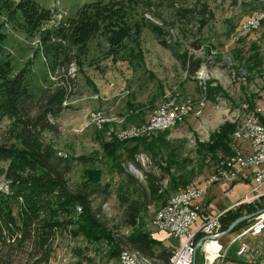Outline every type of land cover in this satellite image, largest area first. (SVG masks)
<instances>
[{"label":"rangeland","instance_id":"374dc122","mask_svg":"<svg viewBox=\"0 0 264 264\" xmlns=\"http://www.w3.org/2000/svg\"><path fill=\"white\" fill-rule=\"evenodd\" d=\"M8 1L16 10L23 8L18 11L31 12L28 17L33 22L21 18L20 12L10 15L0 8V62H9L12 76L27 69L24 83L36 99L49 90L57 89L63 84V79L73 82L63 110L56 118L49 117L55 130L42 134L44 142L53 146L57 156L71 162L72 170L66 176L67 185L75 189L82 181L83 170L94 165L101 170V185H107V190L91 197V207L108 233L119 242V249H126L120 241L132 233L122 217L120 198L147 203L137 230L161 242L151 226L155 213L172 195L187 188L208 186L210 173L218 166L202 162L197 152L198 144H207L212 134L223 129L232 127L236 130L256 105L264 103V26L260 24L254 31H240L246 20L259 13L264 15V0H151L153 12L147 11V7L140 6V3L130 7L127 23L128 29L142 31L138 36L131 31L129 38L124 40L127 51L120 49L118 55L109 50L102 31L95 33L83 48L70 43L69 38L71 20L85 6L93 3L104 5L109 0H34L38 8L46 10V15L24 6L22 0ZM203 7L208 11L206 16L196 15V20L187 19L185 10L199 12ZM143 18L159 25L163 22V27L173 35L170 40L177 44L180 53L187 52L188 56L202 61L195 76L189 77L180 62L162 48L150 30L143 26ZM197 29H200L199 34ZM48 30L52 33L49 34ZM47 33L50 38L47 44L61 45L59 49L46 51L43 38ZM60 35L65 39L59 38ZM193 43H199V49ZM204 82H208L209 87L215 88L220 95L227 94L228 100L220 97L215 101L207 100L199 90ZM170 96L179 103H188L191 112L183 122L164 131L162 138L149 147L153 149L149 153L139 148L135 159L137 167L126 160L122 151L119 153H122L120 162L124 171L116 169L111 161L101 156L104 142L111 139L122 142L117 136L108 137V131H98L94 126L81 133L79 131L86 126L88 115L93 112L120 118L121 124L111 125L114 133L128 126L144 124ZM200 103L203 104L201 108ZM195 111L198 112L195 114ZM136 116V123L128 121V118L134 120ZM261 117L264 122V116ZM138 120L142 123L139 124ZM14 121L15 118L10 116L0 117V147L9 149L16 142ZM230 140L233 155L237 142L232 136ZM87 155L93 157V162H83L82 156ZM130 166L141 175L130 172ZM160 166L169 168L173 180H179V177L186 179L187 186L183 188L178 184L173 187ZM6 167L7 163L0 164V168L6 170ZM147 175L161 186L155 199L141 197ZM249 178V181L211 185L199 223L207 216L215 217L236 206L245 196L253 195L256 184L251 175ZM4 187L2 175L0 188ZM263 204L260 201L257 210H261ZM233 236L234 232L224 235L220 239L221 244L226 246ZM105 239L87 242L81 236L74 238L66 232L58 233L50 244L47 262L42 264H118L121 251L118 256H112L109 240ZM248 242L260 251V256L251 261L264 264V233L257 239L248 238ZM7 243H0L1 253ZM162 243L176 247L178 240L168 237ZM24 245L13 252V264H26L27 259L34 256L29 246ZM236 248L238 245H233L232 249ZM38 258H33V261ZM227 264L251 263L231 260Z\"/></svg>","mask_w":264,"mask_h":264},{"label":"trees","instance_id":"16d2710c","mask_svg":"<svg viewBox=\"0 0 264 264\" xmlns=\"http://www.w3.org/2000/svg\"><path fill=\"white\" fill-rule=\"evenodd\" d=\"M21 4L29 6L41 15L47 14L46 10L38 8L34 0H22ZM139 5L146 6L147 11H154V3L151 0H109L104 5L93 3L85 6L77 17L71 20L70 43L83 48L95 33L102 31L106 35L108 48L112 54L118 55L120 49L127 51L124 40L129 38L131 31L134 36L140 35L142 31V29H128L127 23L130 20V7ZM0 8L10 12V15L20 12L21 18L32 21L28 17L31 12L18 11L19 8L23 9L21 7L16 10L8 0H0ZM185 12L188 13L187 19L191 20H194L196 15L206 16L208 13L205 7L199 12L197 10H185ZM143 19L145 21L143 26L150 30L162 48L168 50L180 62L189 77L195 76L202 61L188 56L187 52L180 53L177 44H173L170 40L173 35L168 28L163 27V22L159 25ZM134 25L138 26L136 23ZM261 25L264 26V20ZM32 30L28 29V31ZM199 30L197 29V34ZM51 31L47 32L50 34ZM48 33L43 38L46 51L59 49L61 45L47 44L50 40ZM53 34L55 35V32ZM1 38L0 36V41ZM59 38L65 39V36L60 35ZM134 41L137 42L136 39ZM193 46L196 49L200 47L199 43H193ZM250 68L248 67V70ZM26 70L12 76L9 62H0V117L6 115L15 118L13 127L15 126L16 129L14 139L16 142L11 148L0 147V164L7 163L6 170L0 168V177L3 175L5 178V187L0 188V243L8 242L3 253L0 252V264H13L11 261L13 252L18 247H24V244L29 246L34 254L27 259L26 264L47 262L50 244L56 235L62 232L74 238L84 237L87 242L100 241L106 237L111 245L110 254L118 256L121 251L119 242L108 233L98 214L91 207V197L101 195L107 190V185H101V170L94 165L86 167L83 170L82 181L75 189H70L66 176L72 170L71 162L57 156L53 146L45 143L42 138L44 132L55 130V125L49 121V117L56 118L63 110V105L71 94L69 89L73 86V82L70 79H63L61 80L63 84L57 89L49 90L41 98L36 99L24 83ZM199 90L207 100L215 101L218 97L228 100L227 94L220 95L215 88L209 87L208 82H204ZM139 114L140 111L137 112V116ZM137 116L134 120L128 118V121L135 122ZM261 119L260 116V121ZM138 121L139 124L142 123L141 120ZM106 129L107 127L104 131ZM234 131L232 127L223 129L220 133L212 134L207 144H198L197 152L202 162H211L216 166L219 158L231 156L230 136ZM164 133L125 142L111 139L102 144L101 156L111 161L116 169L124 171L120 162L122 153H119L122 151L126 160L137 167L135 159L139 154V148L149 153L153 150L149 147L161 139ZM82 158L85 164L90 160L93 162L91 155ZM159 168L170 178L169 168L161 166ZM128 177L129 180H133L129 175ZM170 179L173 187L178 184L183 185V188L187 186V180L184 178ZM145 182L146 186L141 197L155 199L161 191V186L148 175ZM120 199L123 208L122 217L126 226L132 229V233L128 237H122L123 241L120 242L126 248L138 251L142 256L154 259L159 264L168 263L174 245L164 246L149 234L137 230L143 207L147 203H141L138 199ZM259 205L260 202H256L227 210L220 217L224 230H227L238 218L257 212ZM14 209L15 214H13ZM77 209L80 211L78 212ZM260 209H264V204ZM247 225L248 221L244 220L236 225L231 233ZM37 256L39 258L33 261Z\"/></svg>","mask_w":264,"mask_h":264},{"label":"built area","instance_id":"2783aa9c","mask_svg":"<svg viewBox=\"0 0 264 264\" xmlns=\"http://www.w3.org/2000/svg\"><path fill=\"white\" fill-rule=\"evenodd\" d=\"M246 24H253V27H256V19L251 18ZM243 28H240L241 32ZM173 98L174 96L167 98L168 108H164L161 118H152L150 124L145 127V130H151V136L155 134V127L165 126L171 122ZM186 112H191V108H182L180 120ZM197 112L195 111V114ZM260 116H264V103L256 105L242 120L240 133L236 138L237 151L230 157L219 158L218 169H213V173H210L208 186L187 188L184 193H180L177 198L170 201L160 220L151 221V226L157 234L164 236L163 240L168 237L178 240V245L174 246L168 263L164 264H227L230 257L240 261L254 260L260 256L259 249L251 247L248 238L257 239L264 233V209L252 213L254 216L248 220V225L235 231L226 246L220 241L224 235L231 233H226L227 230H224L220 219L226 211L212 218H204L199 223L211 185L232 184L240 180L249 181L251 175L256 184L252 191L253 195L245 196L234 207L263 202L264 168L256 169L257 160H264V126L260 123ZM103 123L96 115L90 126ZM235 244L238 248L233 250ZM231 253L233 255L230 256ZM124 258L125 264H159L154 259L144 257L138 251L129 248H126Z\"/></svg>","mask_w":264,"mask_h":264},{"label":"bare ground","instance_id":"6f19581e","mask_svg":"<svg viewBox=\"0 0 264 264\" xmlns=\"http://www.w3.org/2000/svg\"><path fill=\"white\" fill-rule=\"evenodd\" d=\"M252 19H256V27H253V24H246L245 25V23L248 20H251V18H250V19L246 20L243 23V27H244L243 30H245V31H254V30L258 29L260 27V24L262 23V21L264 19V15L259 13V14L255 15L254 17H252ZM172 106H173V108H172V114H171V122H169L165 126L155 127V134L167 131L170 128L180 124L181 122L184 121L185 117H187L189 115V112H186V114L182 117V120H180V116L182 115V108H189V104L188 103H179L176 100H172ZM201 107H203V104H201L199 106V108H201ZM164 108H168V101L164 102L163 104L158 106L152 112V114L150 115L149 119L144 124L128 126L125 129L123 128V130L120 129L121 132L119 131L118 133H114V131H112L111 128L113 126L111 127V125H115L116 126V125L121 124L122 120L120 118H118V117H109V116H106L105 114H102V113H99V112H93V113H90L88 115L86 126L81 128L79 131H82L85 128H88L90 126V124L92 123V121L94 120V116L98 115V117L101 118L102 122H104V123L102 125H93V126L96 127V130H98V131L99 130L100 131H104V129L107 127L105 132L108 131L107 132V134H108L107 136L108 137H110V136L114 137L115 136V138H116V136H117L118 140L124 142V141L132 140V139L141 138L143 136L144 137L145 136H150L151 135V130H145V127L150 124L152 118H161V116L164 114ZM260 123L262 124V126H264V123H262V122H260ZM108 127H110V128H108ZM239 133H240V126L237 127V129L232 134V139L234 141H236V138H238ZM236 151L237 150H235V152ZM263 168H264V160H257L256 169H263ZM215 169H218V166H216ZM185 190L186 189H184L183 191H181V192H179L177 194L172 195L167 200L165 205H163L161 208H159V210L153 216L152 220H160V217L165 214V207H167V205L170 203V201H172L173 199L177 198L178 195H180V193H184ZM125 250L126 249H124V250H122L120 252L119 259H118V264H125V258H124Z\"/></svg>","mask_w":264,"mask_h":264},{"label":"water","instance_id":"95a60500","mask_svg":"<svg viewBox=\"0 0 264 264\" xmlns=\"http://www.w3.org/2000/svg\"><path fill=\"white\" fill-rule=\"evenodd\" d=\"M129 171L140 176L141 174L138 172V170H136L135 168H133L132 166L129 167ZM254 215H248V216H243V217H240L238 218L237 220H235L227 229L226 233H230L233 228L238 225L240 222L244 221V220H247V219H250L252 218Z\"/></svg>","mask_w":264,"mask_h":264},{"label":"crops","instance_id":"0c3cea01","mask_svg":"<svg viewBox=\"0 0 264 264\" xmlns=\"http://www.w3.org/2000/svg\"><path fill=\"white\" fill-rule=\"evenodd\" d=\"M229 209H230V208H229ZM227 210H228V209H227ZM227 210H226V211H227ZM202 213H203V212H202ZM205 218H209V217L207 216V217H205ZM158 236L162 239L161 242H164V240H163V239H164V236H162L161 234H158ZM231 255H233V253H231L230 256H231ZM231 260H234V261H235L234 257H230V261H231ZM241 261H244V262H249V261H250L251 264H254V263H252L251 259H244V260H241ZM236 262H238V261H236Z\"/></svg>","mask_w":264,"mask_h":264}]
</instances>
